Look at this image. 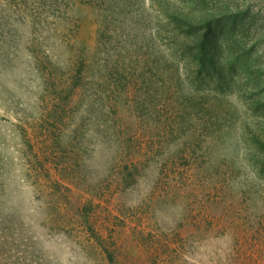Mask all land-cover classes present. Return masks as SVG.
<instances>
[{"label": "rangeland", "instance_id": "obj_1", "mask_svg": "<svg viewBox=\"0 0 264 264\" xmlns=\"http://www.w3.org/2000/svg\"><path fill=\"white\" fill-rule=\"evenodd\" d=\"M0 264H264V0H0Z\"/></svg>", "mask_w": 264, "mask_h": 264}, {"label": "trees", "instance_id": "obj_2", "mask_svg": "<svg viewBox=\"0 0 264 264\" xmlns=\"http://www.w3.org/2000/svg\"><path fill=\"white\" fill-rule=\"evenodd\" d=\"M207 8V10L198 16L197 22L178 17V15L173 16V19L180 21L183 25L189 26V29H193L192 31L188 29L187 32H191L192 39L195 40L194 46L199 56L197 54L194 59H198V67L201 70L206 68L215 69V67L221 63L217 55L218 34L220 32L218 25L219 20L221 21L222 19L229 18L226 12L223 13L222 10H219L217 7L209 6ZM222 15L224 16L222 19L221 17H219V19L216 18Z\"/></svg>", "mask_w": 264, "mask_h": 264}]
</instances>
